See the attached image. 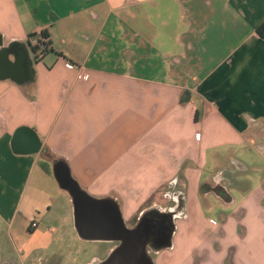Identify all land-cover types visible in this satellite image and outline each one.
<instances>
[{"label":"crops","instance_id":"crops-1","mask_svg":"<svg viewBox=\"0 0 264 264\" xmlns=\"http://www.w3.org/2000/svg\"><path fill=\"white\" fill-rule=\"evenodd\" d=\"M263 23L264 0H0V232L15 253L0 264L118 247L79 237L58 162L130 229L181 212L167 264H264ZM43 32L52 50L37 59Z\"/></svg>","mask_w":264,"mask_h":264},{"label":"water","instance_id":"water-1","mask_svg":"<svg viewBox=\"0 0 264 264\" xmlns=\"http://www.w3.org/2000/svg\"><path fill=\"white\" fill-rule=\"evenodd\" d=\"M54 175L61 189L69 192L73 198L75 227L79 237L91 242L119 243L105 260L97 264H155L150 250L160 252L173 247L175 218L181 216L177 209L167 212L158 209L146 211L137 226L130 229L125 224L118 204L113 200L91 198L72 178L65 163L58 162L54 165ZM102 206L107 208L106 214L111 215V221L106 224L96 223L92 218L93 208ZM155 218L159 220L156 221Z\"/></svg>","mask_w":264,"mask_h":264},{"label":"rangeland","instance_id":"rangeland-1","mask_svg":"<svg viewBox=\"0 0 264 264\" xmlns=\"http://www.w3.org/2000/svg\"><path fill=\"white\" fill-rule=\"evenodd\" d=\"M243 174H246V173H243ZM242 181H243V177L241 179H239V182H242ZM221 212H222L221 209L216 208L211 213H208L207 217H208V219L214 218L218 222H220L221 221V218H220ZM11 244H12V242L9 239V236L7 234H3L0 232V252H4V254L6 256L9 255V257L12 254L15 256V253L12 250L13 247L11 246ZM22 245H23V241L21 240V247H22ZM76 245H77V248L80 249V254H75L74 251H72V253L69 254L66 257V259H64L65 260L64 264H90V263L96 264L99 261L105 260L109 256V254L107 253L106 250H108L110 247H112V245L105 244V243L78 242ZM170 249L171 248L163 249L159 253H157L153 250H150V256L153 259L154 263L163 264L162 261H164L165 264H167V259L169 257H171V259L173 261H177L178 255H175V252H173V250L171 251ZM41 255L44 258H51L54 254H53L52 250L49 249L47 251H42L41 253H38L37 257L39 258V256H41ZM207 258H210V259L208 260ZM240 258L241 257H238L236 259L238 264H240V262H241ZM221 260H222V257H213L212 253H211V256H209V257L203 256V253H200V254L195 253L191 256L190 259H188L183 264H215V263L221 264V262H222ZM179 264H181V263H179Z\"/></svg>","mask_w":264,"mask_h":264},{"label":"trees","instance_id":"trees-1","mask_svg":"<svg viewBox=\"0 0 264 264\" xmlns=\"http://www.w3.org/2000/svg\"><path fill=\"white\" fill-rule=\"evenodd\" d=\"M258 33L260 34V36L264 37V23L259 28ZM35 37L36 36H32L31 38L34 39ZM41 39L42 40H48V42H46V41L45 42L40 41V45H36L35 47L32 48L33 49V52H34V54H35V56H36L37 59H39L41 57H44L47 53H49L52 50V48H51V42L49 40L48 35L45 32H43L41 34ZM42 46L45 47V48L43 49ZM39 54L40 55L42 54V55L39 56ZM186 101H187V99L183 97L182 103H184ZM213 190L215 191L217 189H213ZM216 192L222 198H224L225 201H230L231 198H230V196L227 193H225L223 191H220V192L219 191H216Z\"/></svg>","mask_w":264,"mask_h":264},{"label":"built area","instance_id":"built-area-1","mask_svg":"<svg viewBox=\"0 0 264 264\" xmlns=\"http://www.w3.org/2000/svg\"><path fill=\"white\" fill-rule=\"evenodd\" d=\"M40 41H42V42H48V40H42L41 39V35L39 36V37H35L34 39H32L31 40V42H32V45H33V47H35L36 45H40ZM43 47V46H42ZM45 47H43V49H44ZM42 55V54H41ZM40 54H39V56H41ZM69 67H72L73 68V66L72 65H68ZM37 226V224H35V223H33V227H36Z\"/></svg>","mask_w":264,"mask_h":264},{"label":"flooded vegetation","instance_id":"flooded-vegetation-1","mask_svg":"<svg viewBox=\"0 0 264 264\" xmlns=\"http://www.w3.org/2000/svg\"><path fill=\"white\" fill-rule=\"evenodd\" d=\"M157 217V216H156ZM160 218H163V217H160ZM155 220L157 221V220H159L158 218H155Z\"/></svg>","mask_w":264,"mask_h":264}]
</instances>
